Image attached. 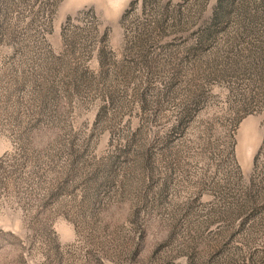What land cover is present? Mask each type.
Instances as JSON below:
<instances>
[{
  "label": "rangeland",
  "instance_id": "rangeland-1",
  "mask_svg": "<svg viewBox=\"0 0 264 264\" xmlns=\"http://www.w3.org/2000/svg\"><path fill=\"white\" fill-rule=\"evenodd\" d=\"M0 264H264V0H0Z\"/></svg>",
  "mask_w": 264,
  "mask_h": 264
}]
</instances>
